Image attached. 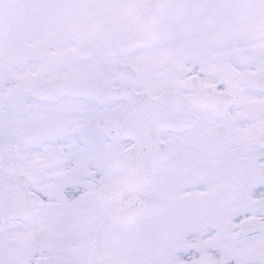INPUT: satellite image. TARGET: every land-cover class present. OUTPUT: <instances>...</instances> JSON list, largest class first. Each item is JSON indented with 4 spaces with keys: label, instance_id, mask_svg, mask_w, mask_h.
<instances>
[{
    "label": "snow or ice",
    "instance_id": "6c2138e0",
    "mask_svg": "<svg viewBox=\"0 0 264 264\" xmlns=\"http://www.w3.org/2000/svg\"><path fill=\"white\" fill-rule=\"evenodd\" d=\"M0 264H264V0H0Z\"/></svg>",
    "mask_w": 264,
    "mask_h": 264
}]
</instances>
